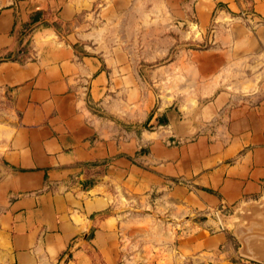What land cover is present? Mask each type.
Instances as JSON below:
<instances>
[{
    "label": "crops",
    "instance_id": "0c3cea01",
    "mask_svg": "<svg viewBox=\"0 0 264 264\" xmlns=\"http://www.w3.org/2000/svg\"><path fill=\"white\" fill-rule=\"evenodd\" d=\"M96 9L99 27L75 18ZM214 17L236 52L187 49L178 24L194 18L204 29ZM68 23L78 31H58ZM28 26L37 27L31 41ZM169 38L181 46L169 68L184 85L164 100L179 94L181 105L143 115L152 99L130 70L141 53L168 52ZM262 45L264 0H0V264H89L93 247L112 256L113 211L128 206L245 208L236 250L207 220L182 242L196 254L186 263L264 260ZM231 67L234 90L195 111L197 90L215 91Z\"/></svg>",
    "mask_w": 264,
    "mask_h": 264
},
{
    "label": "rangeland",
    "instance_id": "374dc122",
    "mask_svg": "<svg viewBox=\"0 0 264 264\" xmlns=\"http://www.w3.org/2000/svg\"><path fill=\"white\" fill-rule=\"evenodd\" d=\"M98 11L96 9L82 12L79 16L76 15L75 18L78 21H84V23L91 22L90 27H99L101 22H93V19L99 16ZM236 15V13L232 14V19H227V21L236 20ZM219 23L214 17L208 28L201 29L194 18L186 26L180 22L178 25L183 29H188L187 31L190 33L188 39L185 40L187 49L192 50V52H236L233 41L225 42L222 40L223 35L226 33H219L222 29L218 26ZM68 24L59 26L58 31L64 35L78 31V24ZM53 27L56 28L57 25L55 24ZM86 27V30H88L89 27L87 25ZM36 29L37 27L33 29L31 35L36 32ZM77 46H80V43H77ZM162 47L167 48L168 52H149V57H147V54L141 53L140 62L142 65L137 70H130V74L134 76V82L137 83L138 78L145 82L144 94L147 95L148 93L152 99V101H145L144 112H139L143 115L151 110L154 111L158 105L166 104V106L179 107L182 102L179 94L164 100V96L169 93L181 92L182 90L179 91V88L184 85V81L177 80L181 70L169 68V64L175 62L178 58V51L181 46L178 42L169 38L168 43L166 45L163 43ZM262 49H264V45H262ZM224 59L225 63L231 61V57L228 55ZM208 71H211V68ZM200 72V69L195 70L194 76L197 73L200 74ZM222 75L224 76L223 83L212 93L203 96L201 90H197L199 94L195 99V111L202 110L221 91L230 92L234 90L236 86H228V83L236 81V70L232 67L224 69ZM245 77H248V72H246ZM258 83L259 85L264 83L262 76L256 81V84ZM195 90L196 88L193 86L192 92L194 93ZM140 92L142 93V89H140ZM7 107L8 105L0 93V121L3 118L4 109ZM104 112L107 113L106 118H108L110 116H108V111L105 110ZM116 113L120 114L119 112ZM113 114L111 118L122 124L123 119ZM130 121L126 125L131 128L146 126L143 123ZM113 215L118 218L114 227V242L116 244L114 252L111 256L93 247L90 252L89 264H188L185 255L188 259H193L196 254L184 251L182 242L189 235L198 230L200 231L202 224L211 219L218 223V230L225 231L230 235L236 250V208H224L216 213H203L191 208H179L175 211L168 208H134L128 206L114 210ZM182 255H184V258Z\"/></svg>",
    "mask_w": 264,
    "mask_h": 264
},
{
    "label": "water",
    "instance_id": "95a60500",
    "mask_svg": "<svg viewBox=\"0 0 264 264\" xmlns=\"http://www.w3.org/2000/svg\"><path fill=\"white\" fill-rule=\"evenodd\" d=\"M35 28V26H28L24 28V32H23V38H26L28 35L31 36L33 29ZM22 47H20L21 49ZM246 213V209L245 208H238L236 209V224H245V220L244 218H242V215ZM261 247V250H264V245L259 246V248ZM240 252H243L244 254V250L241 249ZM255 258V256H252ZM257 263L259 264H264V260H255Z\"/></svg>",
    "mask_w": 264,
    "mask_h": 264
},
{
    "label": "trees",
    "instance_id": "16d2710c",
    "mask_svg": "<svg viewBox=\"0 0 264 264\" xmlns=\"http://www.w3.org/2000/svg\"><path fill=\"white\" fill-rule=\"evenodd\" d=\"M31 38H32V35L30 36L29 41H31Z\"/></svg>",
    "mask_w": 264,
    "mask_h": 264
}]
</instances>
